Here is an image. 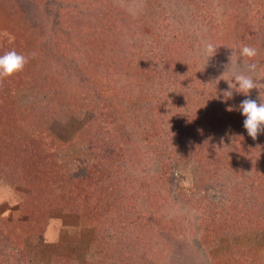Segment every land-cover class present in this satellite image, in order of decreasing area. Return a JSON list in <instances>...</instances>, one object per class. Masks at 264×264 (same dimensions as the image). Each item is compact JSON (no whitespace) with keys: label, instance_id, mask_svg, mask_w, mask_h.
<instances>
[{"label":"rangeland","instance_id":"374dc122","mask_svg":"<svg viewBox=\"0 0 264 264\" xmlns=\"http://www.w3.org/2000/svg\"><path fill=\"white\" fill-rule=\"evenodd\" d=\"M11 50L0 264H264V133L223 95L264 101V0H0Z\"/></svg>","mask_w":264,"mask_h":264},{"label":"clouds","instance_id":"9594fccd","mask_svg":"<svg viewBox=\"0 0 264 264\" xmlns=\"http://www.w3.org/2000/svg\"><path fill=\"white\" fill-rule=\"evenodd\" d=\"M10 39H14V37L10 36ZM206 49L210 53L215 52V46L211 43L206 45ZM240 55L253 59L257 55V50L252 46L243 45L240 48ZM27 62L28 58L23 54L17 53L15 50L0 55V79L10 77L14 73L22 71ZM252 67H255V65L253 64ZM233 85L238 86V91L236 92L247 97L241 101L239 110L245 118L243 120V127L246 129L248 135L255 140L258 135L264 133V101L258 103L256 99L250 97V91L256 88V83L251 76L245 74L236 75L233 84H229V90L223 93L227 99H230L233 95Z\"/></svg>","mask_w":264,"mask_h":264},{"label":"trees","instance_id":"16d2710c","mask_svg":"<svg viewBox=\"0 0 264 264\" xmlns=\"http://www.w3.org/2000/svg\"><path fill=\"white\" fill-rule=\"evenodd\" d=\"M1 253V252H0ZM1 254H4V252L2 251V253ZM6 255V254H5Z\"/></svg>","mask_w":264,"mask_h":264}]
</instances>
